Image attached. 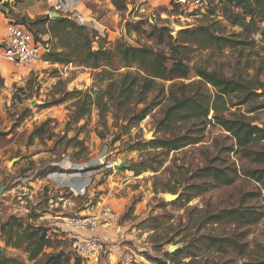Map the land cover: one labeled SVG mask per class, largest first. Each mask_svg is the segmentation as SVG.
Segmentation results:
<instances>
[{"label":"rangeland","instance_id":"obj_1","mask_svg":"<svg viewBox=\"0 0 264 264\" xmlns=\"http://www.w3.org/2000/svg\"><path fill=\"white\" fill-rule=\"evenodd\" d=\"M119 1L126 5L125 10H119L114 0H77L79 10L94 26L90 28L112 43L124 39L136 47L149 45L167 52L166 46L159 45L149 36L152 25L170 27L176 36L181 29L210 23H216L217 33L237 40V48H226L223 52L196 50L192 63L200 62L209 70L216 69L227 76L234 74L258 85L257 92L263 94L261 97L241 105L234 104L237 102L234 98L225 114L264 126V0H210L209 7H203L197 14L190 10L179 14L169 0ZM211 7L215 8L214 15L208 12ZM48 9L44 0H0V160L7 171V176L0 181V186H5L0 194V223L17 216L23 218L24 223L43 225L54 239L53 247L48 248L47 253L65 250L72 256V264L78 257L81 264H96L83 260L77 252L75 232L66 225V218L97 212L98 202L111 196L120 218L115 227L100 230V234L110 240L111 252L104 255L99 264H158L150 258H162L167 264H176L165 257V252L172 253V247L182 248L176 259L181 264H245L249 260H264V217L246 230L248 236L243 240L237 235L243 229L235 225H203L199 228L194 223L202 209L248 206L264 211L261 185L245 175L246 171L257 167L256 163L238 153L236 140L230 132L210 121L213 111L204 122L183 123L172 133L161 130L159 122L163 110L170 104L169 86L181 81H197L194 72L188 79L167 81L165 89L160 87L159 91L151 93L148 102L161 100L162 103L135 127L116 120L113 109L102 113L96 105H91L89 113L75 122L71 117L75 115L78 102L88 101V96L95 99L98 92L106 88L107 81L97 80L94 70L74 63L43 60L34 64L32 70L15 69L1 53L9 23L23 18L35 20L48 14ZM129 22H140L143 28L128 31ZM46 37L50 38V35ZM54 45L55 40L51 47ZM126 70L121 69L122 72ZM75 90L80 92L67 95ZM62 99L58 105L43 107ZM143 106L140 104L138 108ZM39 133L41 135H37ZM181 135H187L196 143L179 150L146 149L140 145V140ZM253 147L264 149V141ZM63 161H66L65 166L69 161L73 165L65 170L64 185L59 186L42 176ZM104 161L118 162L126 167L112 171L100 169ZM87 164H93L97 169L81 172L83 179L78 184L90 174L94 183L85 193L77 195L70 190L68 182L77 168ZM211 164L230 173L237 171L235 183L211 185L210 180L200 177L199 170ZM143 167H147L146 170ZM197 185L206 186V190L185 205H162L164 201H171L167 199L168 194L180 195ZM250 194L254 195L251 197ZM189 212L193 221L185 229ZM163 214L167 220L165 231L160 229L157 237L164 232V238L172 241L166 239L155 244L152 240L154 231L142 226L141 222L151 215ZM202 234L236 235L240 241L249 242L252 256L215 253L207 249L200 251L196 242ZM1 256L19 258L25 264L35 263L23 249L8 246L0 231Z\"/></svg>","mask_w":264,"mask_h":264},{"label":"trees","instance_id":"obj_2","mask_svg":"<svg viewBox=\"0 0 264 264\" xmlns=\"http://www.w3.org/2000/svg\"><path fill=\"white\" fill-rule=\"evenodd\" d=\"M114 4L119 10L126 9V5L121 4L119 0H114ZM172 7L179 14L184 11L177 4H173ZM198 12L199 9L192 13L197 14ZM208 12L210 15H214L215 8H209ZM12 22L25 25L37 39H42L39 35L43 37L50 35L51 46L53 41H56V45L51 47V50L44 56L45 61L85 66L96 72L97 80L108 82L106 88L100 90L95 99L88 96L89 102L86 100L78 102L79 106L74 111L75 115L71 117L75 122L80 121L89 113L91 105H96L102 113L113 109L116 120L126 121L130 127H135L162 103L161 100L148 102L151 93L159 91L160 87L165 89L164 83L167 81L188 79L194 72L198 77L197 81L190 83L181 81L179 84L172 83L169 86L168 100L170 99V104L166 105L163 110L164 115L159 122L161 130L172 133L183 123L204 122L208 120L211 111H213L210 121H215L224 130L230 132L236 140L238 153L256 163L257 167L249 169L245 175L259 183L264 191V149L253 147L264 141V126L253 124L241 117H227L225 114L234 103V98L237 99L234 104L241 105L253 103L258 97H261L263 94L257 92L259 86L252 80L242 79L234 74L227 76L216 69L209 70L200 62L192 63V55L196 50L210 49L215 52H223L226 48L238 47L237 40L217 33L214 29L216 23L184 28L178 31L176 36L173 35V30L170 27L152 25L153 29L149 36L156 39L159 45L168 48V51L164 52L149 45L136 47L124 39H119L114 43L109 42L107 37L102 36L97 30L78 24L74 19L66 16L50 17L49 14H46L35 20L23 18ZM127 27L128 31L143 28L140 22H129ZM123 68L127 70L122 72ZM132 68L135 70H130ZM77 92L80 91L75 90L67 95L73 96ZM62 101L63 99L50 102L43 107L58 105ZM140 104H144V106L138 108ZM140 141L141 147L146 149L164 148L168 150H179L184 146L196 143L187 135ZM146 168L143 167V170ZM60 171L63 169L57 163L50 170L45 171L42 176L47 178L50 174ZM140 172L138 171L137 174ZM235 172L237 174V171ZM236 174L212 164L199 170L200 177L210 180L211 185H232L236 181ZM203 190H206V186L199 187L197 185L190 188V191L181 193L176 199L162 202V205L183 206ZM253 195L250 194L251 197ZM188 217L185 229L193 221L190 212ZM263 217V210L248 206L222 210L202 209L197 219H194V223L199 228L203 225H235L243 229L237 234L243 240L248 236L246 230ZM166 223V214H163L151 215L144 219L141 225L154 231L155 235L152 240L157 244L163 243L166 239L167 242L172 241L171 238H164V232L157 237L160 229L163 228L165 231ZM0 231L8 246L23 249L28 253L29 260L35 261L34 264H72V256L65 250L46 252L48 248L53 247L54 239L49 235V229L43 225L24 223L23 218L11 216L6 222L0 223ZM196 243H199L196 244V248L200 251L207 249L213 250L215 253L234 252L241 256H252L249 252V242L240 241L236 235L226 237L202 234ZM181 253L182 248H178L172 253L165 252V257L173 260L176 264H181L176 260ZM191 255H195V252H191ZM80 259L78 257L75 264H81ZM150 259L158 264H167L166 259ZM0 264L25 263L16 257L1 256ZM245 264H264V260H249Z\"/></svg>","mask_w":264,"mask_h":264},{"label":"built area","instance_id":"obj_3","mask_svg":"<svg viewBox=\"0 0 264 264\" xmlns=\"http://www.w3.org/2000/svg\"><path fill=\"white\" fill-rule=\"evenodd\" d=\"M210 0H169L170 4H177L183 10H200L208 6ZM48 4V14L53 17V14L59 16H66L74 19L78 24L86 25L94 28L86 16L79 10L77 0H44ZM42 39H37L32 31L25 25L17 23H9L1 48L3 59L15 69L27 68L32 70L34 64L44 60V56L51 50V43L49 38L39 35ZM66 162V161H65ZM60 166L63 171L54 172L50 174L51 178L66 179V171L73 167L71 162L68 166ZM118 162L104 161L100 169L112 171L116 170ZM85 169L94 171L96 168L93 164L77 168V172L71 174V179L68 182L69 188L72 192L79 195L85 193L88 186L94 183L93 177L90 174L87 178L83 179L80 175ZM93 169V170H92ZM85 178V177H84ZM57 185H64V182L54 181ZM81 189V190H80ZM111 196L105 197L98 202L99 210L89 215H82L80 217L66 218V225L75 232V248L77 252L83 257V260L99 264L103 256L110 254L111 246L110 240L107 236H103L100 230L108 231L113 226L118 224L120 212L114 208L111 202ZM116 231V228H114Z\"/></svg>","mask_w":264,"mask_h":264},{"label":"crops","instance_id":"obj_4","mask_svg":"<svg viewBox=\"0 0 264 264\" xmlns=\"http://www.w3.org/2000/svg\"><path fill=\"white\" fill-rule=\"evenodd\" d=\"M49 8V7H48ZM49 10V9H48ZM48 12V11H47ZM5 32V31H4ZM4 32H3V34H4ZM6 33V32H5ZM9 139H11V138H9ZM13 141V140H12ZM2 144V143H1ZM4 147V146H3ZM1 151H0V156H1ZM1 158V157H0ZM64 162L65 161H63V162H60V163H58L60 166H62L63 167V164H64ZM13 171V170H12ZM7 171L5 170V168H3L2 167V161L0 160V181L1 180H4V178L7 176V173H6ZM9 173V172H8ZM47 179H50V180H52V181H58V182H64V181H66L65 179H58V178H51V176H48L47 177Z\"/></svg>","mask_w":264,"mask_h":264},{"label":"water","instance_id":"obj_5","mask_svg":"<svg viewBox=\"0 0 264 264\" xmlns=\"http://www.w3.org/2000/svg\"><path fill=\"white\" fill-rule=\"evenodd\" d=\"M59 15L58 14H53V17H58ZM126 167L125 164H120V165H117L116 166V169H124ZM5 190V186H0V194H2ZM178 197V195H175V194H168L167 196V199L168 200H173V199H176ZM178 249V247H172L171 248V251L172 252H175L176 250Z\"/></svg>","mask_w":264,"mask_h":264}]
</instances>
